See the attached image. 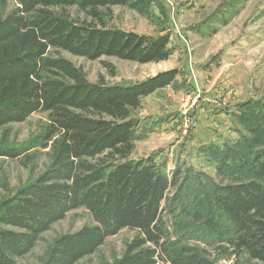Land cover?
<instances>
[{
  "label": "trees",
  "instance_id": "obj_1",
  "mask_svg": "<svg viewBox=\"0 0 264 264\" xmlns=\"http://www.w3.org/2000/svg\"><path fill=\"white\" fill-rule=\"evenodd\" d=\"M15 1L16 8L0 15V128L47 112L32 147L49 149L50 160L0 202V264H20L54 223L81 207L92 223L51 241L40 264H78L124 229L136 235L114 264H155L163 255L171 264H215L213 251L234 257V264H264V140L256 146L242 136L240 153L237 146L224 151L226 160L238 158L232 167L246 165L250 177L206 192V184L181 167L170 175L154 155L131 156L141 138L132 112L169 86L177 69L129 85L92 83L60 54L161 62L172 54L169 35L107 27L111 8L131 0ZM71 7L91 20L72 17ZM238 107L236 118L251 124L250 134L264 136L263 104L247 100ZM28 151L0 142V159L29 162ZM186 218L193 224L178 231ZM196 239L203 245L189 244Z\"/></svg>",
  "mask_w": 264,
  "mask_h": 264
},
{
  "label": "rangeland",
  "instance_id": "obj_2",
  "mask_svg": "<svg viewBox=\"0 0 264 264\" xmlns=\"http://www.w3.org/2000/svg\"><path fill=\"white\" fill-rule=\"evenodd\" d=\"M17 6L15 0H0V15ZM69 12L74 18L91 20L76 7L69 8ZM105 22L109 28L140 35L168 34L172 54L165 61L140 63L114 56L90 60L60 51L84 70L90 82L129 85L162 71H179L169 86L144 97L141 106L132 112L138 123L137 133L141 134L132 158L154 155L167 165L170 175L181 167L187 174L197 175L206 184V192H212L215 185L249 178L246 165L237 163L232 167L238 158L226 160L224 151L237 146L240 153L238 142L242 136L252 139L255 145L264 140L261 132L250 134L246 128L251 124H244L235 115L241 113L238 104L247 100L264 106V0H131L127 5L113 6ZM47 119V112H37L24 122L0 128V142L24 146L34 156L29 162L0 159V202L47 167L49 149L32 147ZM221 162L224 165L218 173ZM191 185L194 188L195 183ZM179 222L178 231L193 224L191 218ZM90 223L84 207L70 211L18 262L40 264L51 241ZM135 235V230H122L78 264H114L113 258L123 255L126 243ZM189 244L201 246L203 241L196 239ZM211 258L215 264H234V257L215 251ZM155 264L171 263L163 255Z\"/></svg>",
  "mask_w": 264,
  "mask_h": 264
}]
</instances>
